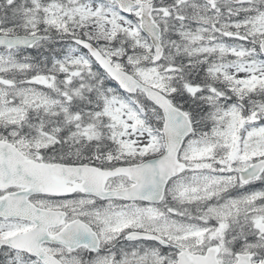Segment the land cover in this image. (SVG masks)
<instances>
[{"label":"snow or ice","instance_id":"6c2138e0","mask_svg":"<svg viewBox=\"0 0 264 264\" xmlns=\"http://www.w3.org/2000/svg\"><path fill=\"white\" fill-rule=\"evenodd\" d=\"M0 264H264V0H0Z\"/></svg>","mask_w":264,"mask_h":264}]
</instances>
